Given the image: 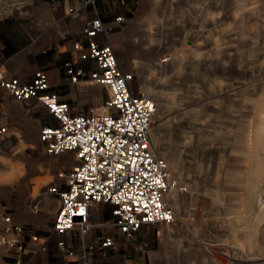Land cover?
Returning a JSON list of instances; mask_svg holds the SVG:
<instances>
[{"label": "rangeland", "instance_id": "1", "mask_svg": "<svg viewBox=\"0 0 264 264\" xmlns=\"http://www.w3.org/2000/svg\"><path fill=\"white\" fill-rule=\"evenodd\" d=\"M210 1L221 5L227 17L220 14L212 22L218 29L209 27L206 42L195 46L189 34L201 31L191 21L195 18L199 23L201 9ZM210 1L164 0L158 16L164 13L165 25L154 22L137 39L127 34L128 25L142 19L154 5L153 0H138L129 22L116 36V40L122 34L127 39L123 48L116 47L121 68L135 75L136 88L145 81L140 89L156 104L151 132L158 143L153 137L152 145L166 161L177 197L176 204L168 197L174 223L159 227L162 233L147 241L146 264H224L219 254L242 264H264L262 135L256 145L257 124L264 118V83L257 86L262 96L255 97L258 90L253 79L264 82L260 59L264 55V0ZM237 22L248 24L244 34L252 39L247 44L238 41ZM213 38L220 39L219 48H214ZM133 62L142 65L134 68ZM255 117L258 121L250 130L245 121ZM32 132L34 136L23 137L19 146L4 144L0 153V204L23 223L35 220L27 215L33 195L52 181L59 166L72 163L66 154L43 157ZM47 218L45 213L37 221ZM206 243L214 245L215 254L206 251ZM6 252L0 246V256ZM0 264L8 263L0 259Z\"/></svg>", "mask_w": 264, "mask_h": 264}, {"label": "built area", "instance_id": "2", "mask_svg": "<svg viewBox=\"0 0 264 264\" xmlns=\"http://www.w3.org/2000/svg\"><path fill=\"white\" fill-rule=\"evenodd\" d=\"M79 25L61 44L59 77L35 69L21 79L0 68V111L10 103L44 113L37 148L71 156L19 222L0 204V246L8 264H146L150 239L174 223L166 161L153 148L156 104L134 86L112 43L138 0H52ZM82 86L83 89L77 90ZM94 88L96 94L88 92ZM8 126L0 117V153ZM69 168V169H68ZM47 214L49 218L37 221ZM214 245L204 244L208 253ZM224 264H239L227 255ZM219 264H222L219 262Z\"/></svg>", "mask_w": 264, "mask_h": 264}, {"label": "crops", "instance_id": "3", "mask_svg": "<svg viewBox=\"0 0 264 264\" xmlns=\"http://www.w3.org/2000/svg\"><path fill=\"white\" fill-rule=\"evenodd\" d=\"M163 1L153 0L154 5L151 10L139 21H133L128 25L129 31L127 34L132 38L138 39L151 30L154 22L165 25L164 13H162L161 17L158 16L164 5ZM201 10V16L198 19L199 23H196L195 18L191 21L192 24H197L198 31H201L200 33L198 32V35L189 34L195 46H200L201 40L206 42L205 34L211 33V29H218L215 25L212 26V22H217L216 19L220 18V14L223 16L221 5L211 1L206 9L203 8ZM212 10L213 12L210 13ZM223 17L227 16L224 15ZM128 22L129 20L125 23ZM218 22L220 24V20ZM176 23L182 25L180 22ZM176 23L174 24L176 25ZM209 27L211 28L210 30ZM78 28L79 25L66 20L65 7H56L52 0H0V68H5L8 73L21 79L29 76L35 69L43 68L48 71L51 83L55 84L59 77L57 66L60 58L59 52L62 51L63 38L68 32L76 31ZM118 34L112 37V43L115 48L118 46L123 48L124 45L122 43L127 39L122 34L121 40L118 38L116 40ZM215 39L218 38H213L214 42ZM215 44L214 48H219V43ZM133 65L136 68L142 64L133 62ZM144 85L145 81H142L139 88L144 87ZM86 90L88 92L95 91L94 88L90 87ZM0 117L8 126L7 133L4 135V143L19 146L25 141L23 137H28L30 133V136H34L32 131L37 136L44 113L41 111L32 113L25 104L10 103L2 107ZM61 166L58 167V170L61 169ZM31 192L33 194V191Z\"/></svg>", "mask_w": 264, "mask_h": 264}, {"label": "bare ground", "instance_id": "4", "mask_svg": "<svg viewBox=\"0 0 264 264\" xmlns=\"http://www.w3.org/2000/svg\"><path fill=\"white\" fill-rule=\"evenodd\" d=\"M219 8H220V6H219ZM220 25V24H219ZM248 24L247 23H239V22H237V25H236V28L238 29V41L241 43L242 41H247V40H250V39H252V37L250 38V39H247L246 37H242V36H245V34H244V31H245V29H244V27H248L247 26ZM242 37V38H241ZM218 42H219V40H215V43H217L218 44ZM247 44V43H246ZM260 50V49H259ZM261 51H263V47H262V49H261ZM262 61H264V55H263V57H261L260 58ZM263 76V75H262ZM258 78H262V77H260V76H258ZM253 79H255L256 80V86H254L255 87V89L257 88V90H258V92L257 93H259V91H260V88H258L257 86H259L260 84L262 85V83H264V82H262V81H257V79L256 78H253ZM263 79V78H262ZM217 83H220L219 81H217ZM253 88V87H252ZM257 93H255V97H260V96H262L260 93L259 94H257ZM264 97V96H263ZM242 107V106H241ZM241 119V118H240ZM254 120H256V121H258V119L255 117V118H251L250 120L249 119H247L245 122L247 123V125L249 126V129L251 130L252 128H253V126H254ZM252 127V128H251ZM257 130H258V134H257V138H258V136L260 137V135H262V137H263V139H264V118H263V120H261L258 124H257ZM247 136V135H246ZM154 137V142H156V143H158L157 141V137H155V136H153L152 135V132H151V141H152V138ZM259 140H260V138H258V139H256V145L258 144L259 145ZM153 142V141H152ZM261 167H263V166H260L259 168L261 169ZM261 171H263V170H261ZM174 192V188H170V192H169V195H168V197H169V199L170 200H172V202L174 203V204H176L177 203V197H176V194H174L173 193ZM160 233H162V231L160 230ZM255 236V235H254ZM246 239L247 240H249V242L251 241V236L250 235H248L247 237H246ZM239 243V242H238ZM250 244V243H249ZM236 249V252L238 253V254H240L243 258H244V255H243V253H242V251L238 248L237 249V247L235 248ZM233 257H234V255H233ZM239 259V258H238ZM240 260V259H239ZM239 264H242L240 261H237Z\"/></svg>", "mask_w": 264, "mask_h": 264}]
</instances>
